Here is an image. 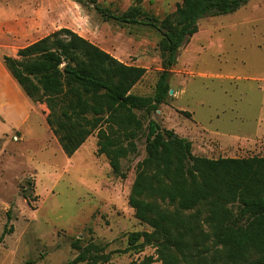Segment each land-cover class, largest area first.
Segmentation results:
<instances>
[{
	"label": "rangeland",
	"instance_id": "obj_1",
	"mask_svg": "<svg viewBox=\"0 0 264 264\" xmlns=\"http://www.w3.org/2000/svg\"><path fill=\"white\" fill-rule=\"evenodd\" d=\"M95 1L118 14L139 5L157 18L180 2ZM61 27L145 68L131 92L153 94L162 71L159 32L104 20L88 0H0L1 63L3 55L15 56L18 48ZM168 84L172 92L157 109L133 110L143 128L132 138L135 149L120 158V173L96 152V131L67 157L45 122L44 103L24 94L30 102L24 122V111L5 116L0 108V264H64L77 254L76 240L110 252L113 264L155 259L153 246L125 249L129 232L150 230L128 204L149 120L190 140L193 155H264V0L200 19L178 50Z\"/></svg>",
	"mask_w": 264,
	"mask_h": 264
},
{
	"label": "trees",
	"instance_id": "obj_2",
	"mask_svg": "<svg viewBox=\"0 0 264 264\" xmlns=\"http://www.w3.org/2000/svg\"><path fill=\"white\" fill-rule=\"evenodd\" d=\"M88 1L104 20L159 32L162 71L151 96L131 92L145 68L121 62L67 27L18 48L15 56L3 55L2 62L29 99L46 105L45 122L67 157L96 131V152L120 173V158L135 149L132 138L143 128L133 110H155L165 101L170 68L198 21L249 0H180L162 18L139 5L118 14ZM144 149L128 204L150 230L129 232L125 249L150 245L156 258L124 264H264V155H193L190 140L154 120L147 122ZM72 247L77 254L64 264H113L110 252L93 243L76 240Z\"/></svg>",
	"mask_w": 264,
	"mask_h": 264
},
{
	"label": "crops",
	"instance_id": "obj_3",
	"mask_svg": "<svg viewBox=\"0 0 264 264\" xmlns=\"http://www.w3.org/2000/svg\"><path fill=\"white\" fill-rule=\"evenodd\" d=\"M0 108L3 109L5 116L6 113L12 112L14 114H17L18 112L23 113L24 111L25 116L24 118H22V122H24L27 119L30 109V102L22 92L20 86L17 84V82L13 79V77L10 75L8 70L5 68L4 64L1 63V61H0Z\"/></svg>",
	"mask_w": 264,
	"mask_h": 264
},
{
	"label": "water",
	"instance_id": "obj_4",
	"mask_svg": "<svg viewBox=\"0 0 264 264\" xmlns=\"http://www.w3.org/2000/svg\"><path fill=\"white\" fill-rule=\"evenodd\" d=\"M172 92V90L171 89H169V93H171Z\"/></svg>",
	"mask_w": 264,
	"mask_h": 264
}]
</instances>
